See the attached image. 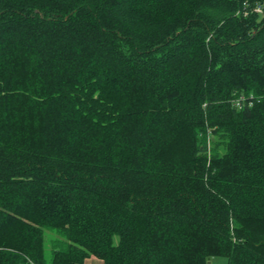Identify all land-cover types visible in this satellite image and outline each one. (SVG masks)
<instances>
[{"label": "trees", "instance_id": "1", "mask_svg": "<svg viewBox=\"0 0 264 264\" xmlns=\"http://www.w3.org/2000/svg\"><path fill=\"white\" fill-rule=\"evenodd\" d=\"M264 264V0H0V264Z\"/></svg>", "mask_w": 264, "mask_h": 264}, {"label": "rangeland", "instance_id": "2", "mask_svg": "<svg viewBox=\"0 0 264 264\" xmlns=\"http://www.w3.org/2000/svg\"><path fill=\"white\" fill-rule=\"evenodd\" d=\"M85 264H103V262L100 259L92 256L86 260ZM210 264H228V260L226 257H216L211 261Z\"/></svg>", "mask_w": 264, "mask_h": 264}, {"label": "water", "instance_id": "3", "mask_svg": "<svg viewBox=\"0 0 264 264\" xmlns=\"http://www.w3.org/2000/svg\"><path fill=\"white\" fill-rule=\"evenodd\" d=\"M211 262H209V264H210Z\"/></svg>", "mask_w": 264, "mask_h": 264}]
</instances>
